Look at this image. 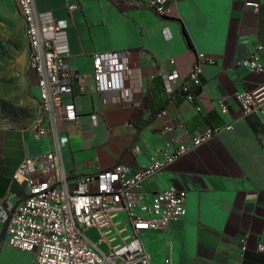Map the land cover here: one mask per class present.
Returning <instances> with one entry per match:
<instances>
[{"label": "crops", "instance_id": "0c3cea01", "mask_svg": "<svg viewBox=\"0 0 264 264\" xmlns=\"http://www.w3.org/2000/svg\"><path fill=\"white\" fill-rule=\"evenodd\" d=\"M248 1L172 0L162 18L113 0H36L40 15L70 24L65 61L79 79L64 103H75L78 117L44 121L50 131L39 138L40 118L30 126L0 124V199H24L26 187L14 177L28 156L40 158L60 147L63 171L76 188L78 179L96 177L119 162L145 168L158 154L175 151L209 128H223L145 183L151 194L168 187L188 192L186 216L163 233L145 235V243L153 264L166 258L173 264H264V114L244 117L235 98L264 85V73L238 66L264 49V0H257L259 11L247 7ZM74 5L79 8L70 9ZM44 27L53 37L46 22ZM121 50L132 52L125 76L130 96L80 92V85L92 89L93 55ZM199 55L208 59L201 66L200 97L179 102L176 92ZM174 72L179 80L171 93L167 78ZM157 78L165 85L157 101L169 102L153 118L144 110L141 120L151 121L138 130L132 120ZM31 85L39 100L33 74ZM221 99L226 112L219 108ZM10 248L0 221V261Z\"/></svg>", "mask_w": 264, "mask_h": 264}, {"label": "built area", "instance_id": "2783aa9c", "mask_svg": "<svg viewBox=\"0 0 264 264\" xmlns=\"http://www.w3.org/2000/svg\"><path fill=\"white\" fill-rule=\"evenodd\" d=\"M137 8L154 11L168 17L172 0H113ZM23 21L27 38L28 68L36 77L41 109L37 137L49 133L44 121L56 124L60 119L77 120L75 103H64L73 92L79 75L65 61L67 53V21L43 17L37 11L36 0H14ZM247 7L259 11L261 3L250 0ZM78 5L70 9H77ZM44 22L53 37L45 35ZM167 39L170 35L163 31ZM58 43L61 48H58ZM131 50L98 52L93 55L92 89L80 85V92L117 93L130 96L125 76L131 64ZM197 56L186 81L180 84L186 99L198 98L190 86L201 85V66L207 62ZM211 61V60H209ZM212 62V61H211ZM238 66L264 73V49L260 48L240 61ZM179 80L176 72L167 78V88ZM244 117L264 114V85L254 91L235 95ZM221 112L228 110L226 100L218 101ZM200 111V106H197ZM95 120V115L93 116ZM223 128L204 131L173 152H164L151 159L145 168L119 162L93 178H82L73 188L63 171L60 147L43 157L25 158L15 174V180L26 187L24 199L15 204L13 196L0 199V221L7 226L6 242L15 249L31 252L33 264H153V253L145 243V235L165 232L172 223L187 214L188 192L176 187L149 193L145 183L161 175L171 164L216 137ZM95 183V189H92ZM96 230L98 241L87 232ZM106 244L108 249L101 248ZM162 264H173L164 259ZM241 264V263H236Z\"/></svg>", "mask_w": 264, "mask_h": 264}, {"label": "rangeland", "instance_id": "374dc122", "mask_svg": "<svg viewBox=\"0 0 264 264\" xmlns=\"http://www.w3.org/2000/svg\"><path fill=\"white\" fill-rule=\"evenodd\" d=\"M27 38L22 18L12 0H0V124L30 126L41 116L38 95L31 85L26 56ZM98 241L96 230L87 232ZM107 250L106 244L101 246ZM0 264H33L31 252L10 248Z\"/></svg>", "mask_w": 264, "mask_h": 264}, {"label": "trees", "instance_id": "16d2710c", "mask_svg": "<svg viewBox=\"0 0 264 264\" xmlns=\"http://www.w3.org/2000/svg\"><path fill=\"white\" fill-rule=\"evenodd\" d=\"M184 35L188 41V43L191 45V41L189 39V36L186 32L185 29H183ZM156 83V88H151L150 92L148 93L144 104L142 105V107L140 109H138L137 113L135 114L132 123L133 125L136 126V128L138 130H141L143 127H145L150 121L151 119H149L148 121H142L141 120V116L144 112V110L149 109L152 113V118L156 116V114H158L159 112H161L166 105L169 102L168 98H162L159 101H157V97L158 95L163 94L164 89H165V85L161 82L160 79H156L154 81ZM190 92L195 94L197 96V98L199 99L200 94H201V87L200 86H196V85H191L190 86ZM188 93H185L183 91V89H179L176 92V99L177 101H182L184 98H186Z\"/></svg>", "mask_w": 264, "mask_h": 264}, {"label": "water", "instance_id": "95a60500", "mask_svg": "<svg viewBox=\"0 0 264 264\" xmlns=\"http://www.w3.org/2000/svg\"><path fill=\"white\" fill-rule=\"evenodd\" d=\"M6 230H7V226H6Z\"/></svg>", "mask_w": 264, "mask_h": 264}]
</instances>
